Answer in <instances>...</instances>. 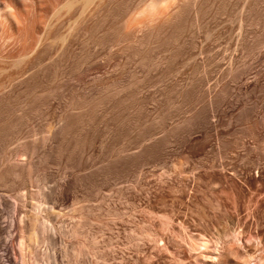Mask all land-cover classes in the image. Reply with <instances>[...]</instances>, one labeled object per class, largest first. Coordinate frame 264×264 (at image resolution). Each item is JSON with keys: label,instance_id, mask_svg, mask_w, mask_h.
<instances>
[{"label": "rangeland", "instance_id": "rangeland-1", "mask_svg": "<svg viewBox=\"0 0 264 264\" xmlns=\"http://www.w3.org/2000/svg\"><path fill=\"white\" fill-rule=\"evenodd\" d=\"M99 20L0 95V261L36 231L30 264H264V178L240 172L264 165V0H107Z\"/></svg>", "mask_w": 264, "mask_h": 264}, {"label": "bare ground", "instance_id": "bare-ground-1", "mask_svg": "<svg viewBox=\"0 0 264 264\" xmlns=\"http://www.w3.org/2000/svg\"><path fill=\"white\" fill-rule=\"evenodd\" d=\"M105 2H107V0H0V95H3L18 82L28 79L34 73L36 65H42L44 62H49L55 58L58 59V57L69 49L75 39L86 35H84V33H87L86 30L88 29L87 27L85 29L84 26H86L88 22L92 24L96 31L99 24L98 22L100 21V10ZM151 10L156 13V11H154L155 8ZM89 27L90 26H88V28ZM90 36H92V41L89 37L87 38L91 42L83 38L84 40L82 39V43L83 46H89V54L96 55L98 46L97 38L95 39L93 35ZM94 36L96 35L94 34ZM56 59L53 61L56 62ZM97 68V63H94L90 67V69ZM28 117V115L21 116V118ZM261 145L264 159L263 141H261ZM251 154L249 150L246 152L247 160L240 169V172H250L253 169L258 179L264 178V165L261 167L258 163H254L251 159ZM238 168L231 164V168H229L228 171H230L233 176H239ZM250 179L251 178L244 183L249 190L251 189V180L253 178ZM259 186L261 187L262 193H264V183L259 184ZM16 202H14L15 208L18 207ZM2 205L3 201L0 199V207ZM41 207H45V211L49 209V206L39 205V211H41ZM51 209H53V207ZM225 217L224 228L227 229V231H237L239 222L234 213L228 211ZM47 221L43 219V221L39 223V231L44 235H50L51 237H46L47 239L45 240L51 241V239L56 236V232L51 231V228L47 226ZM10 223L11 227H13V223H15V214L11 217ZM20 229L21 232L25 231V225L21 226ZM4 231L5 229L0 225V235L3 234ZM33 232V234H29L26 237L23 234H21V237H14L15 240L19 237L17 238L18 242L15 241L17 242L15 248L13 247L14 244L12 247L18 250L20 257V259L15 261V264H30L26 243H28L27 240L31 242L32 237H30V235L35 236L37 233L36 231ZM238 233L240 234L239 230ZM13 235H15L14 231L13 233H7L4 239L5 243H7V241L11 243V239L14 240ZM71 246L72 245H69V247H67V245H65V249H63L65 255H67L66 257H70L71 253L75 257L79 256L81 254V251H79L80 249L78 250ZM1 249L3 248L1 247ZM43 257L47 259V263L50 262L51 259L56 260V255L54 253L50 255L44 254ZM0 264L6 263L0 261Z\"/></svg>", "mask_w": 264, "mask_h": 264}]
</instances>
